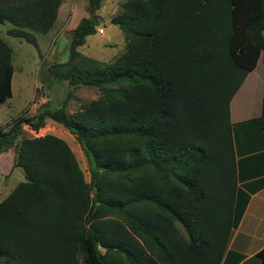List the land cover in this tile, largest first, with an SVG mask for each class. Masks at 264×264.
<instances>
[{
	"label": "trees",
	"instance_id": "obj_1",
	"mask_svg": "<svg viewBox=\"0 0 264 264\" xmlns=\"http://www.w3.org/2000/svg\"><path fill=\"white\" fill-rule=\"evenodd\" d=\"M63 2L0 0V24L37 47ZM102 2L88 0L69 61L50 68L71 88L62 106L0 128V154L14 149L26 176L0 203V264H221L241 217L230 105L264 65V0H128L111 20L127 42L112 63L78 51ZM13 74L0 39V104ZM80 86L101 96L69 114ZM48 121L77 137L90 183L64 140L18 142ZM258 123L264 135V99Z\"/></svg>",
	"mask_w": 264,
	"mask_h": 264
},
{
	"label": "rangeland",
	"instance_id": "obj_2",
	"mask_svg": "<svg viewBox=\"0 0 264 264\" xmlns=\"http://www.w3.org/2000/svg\"><path fill=\"white\" fill-rule=\"evenodd\" d=\"M127 1L103 0L97 13L100 17V24L96 27V34L88 37L85 45L78 49L81 54L104 63H112L125 51L127 45L125 35L117 26L112 24L111 20ZM87 8L88 0H64L61 6L60 20L51 32L42 35L28 31L35 35L37 47L23 39L8 35V31L14 28L12 24H0V39L12 49V66L14 68L12 97L7 99L4 104H0V128L6 127L22 115H35L39 107L47 102L52 103V109H58L62 106V102L71 88L67 81H59L50 75V68L69 61L72 32L82 19L89 16ZM98 30H103V32L99 34ZM245 86L244 90L250 91L244 101L249 102L251 100V106L256 110L261 105L262 113L264 99V65L262 59L259 60L254 73L247 80ZM100 96L101 92L98 88L80 86L74 93L73 99L68 103L67 112L69 114L78 112ZM46 135H53L67 142L84 173L85 180L90 183L91 172L88 158L77 137L62 126L48 121L38 133L24 127L22 137L19 138L18 142L20 143L22 138ZM25 181L24 171L20 168H14V159L11 154L0 158V203L18 184Z\"/></svg>",
	"mask_w": 264,
	"mask_h": 264
},
{
	"label": "crops",
	"instance_id": "obj_3",
	"mask_svg": "<svg viewBox=\"0 0 264 264\" xmlns=\"http://www.w3.org/2000/svg\"><path fill=\"white\" fill-rule=\"evenodd\" d=\"M60 13L61 8L57 22ZM254 71L248 75L231 104L238 174L236 201L241 217L231 230L221 264H260L257 255L264 249V135L257 120L261 105L256 110L251 106V100L244 101L250 91L244 90L245 85ZM8 154L15 158L14 149L0 154V158Z\"/></svg>",
	"mask_w": 264,
	"mask_h": 264
},
{
	"label": "built area",
	"instance_id": "obj_4",
	"mask_svg": "<svg viewBox=\"0 0 264 264\" xmlns=\"http://www.w3.org/2000/svg\"><path fill=\"white\" fill-rule=\"evenodd\" d=\"M99 34H101L103 32V30H98Z\"/></svg>",
	"mask_w": 264,
	"mask_h": 264
}]
</instances>
